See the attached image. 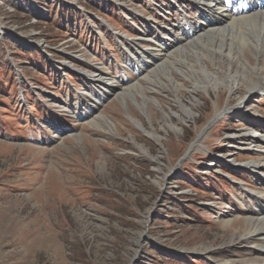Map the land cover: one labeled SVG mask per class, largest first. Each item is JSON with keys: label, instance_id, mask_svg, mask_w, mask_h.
Listing matches in <instances>:
<instances>
[{"label": "rangeland", "instance_id": "1", "mask_svg": "<svg viewBox=\"0 0 264 264\" xmlns=\"http://www.w3.org/2000/svg\"><path fill=\"white\" fill-rule=\"evenodd\" d=\"M191 6L0 0V264H264L254 230L264 225L255 197L264 180L246 167L264 161L247 140L264 135V94L239 105L255 72L248 65L235 88L207 91L190 88L195 77L174 72L176 90L155 75L150 90L117 38L159 36L142 18L179 33L181 9L192 25L199 16ZM252 50L250 63L264 65ZM96 66L140 80L159 103L102 97L79 72L104 75ZM99 113L112 128L92 123Z\"/></svg>", "mask_w": 264, "mask_h": 264}, {"label": "bare ground", "instance_id": "2", "mask_svg": "<svg viewBox=\"0 0 264 264\" xmlns=\"http://www.w3.org/2000/svg\"><path fill=\"white\" fill-rule=\"evenodd\" d=\"M165 1L174 5L177 3L181 4L183 1L191 3V7L194 6L197 9V13H199L197 19L192 20L194 25L191 24V21L188 20L186 15L179 13L182 16L181 20L183 22L180 23L181 32L175 33V26L169 28H166L168 26L165 28L160 26L157 28L153 22L142 18L145 32H149L145 27H153L159 32V36L146 37L140 35V37H135L133 40L127 38L124 34L117 36L119 42L127 48L124 53L131 56L132 62L138 63V68L142 69L140 77L147 80L149 84L148 89L155 90L152 84L157 82L153 78L156 75L157 79L161 82H165L167 79L169 83H172L173 88L179 90L184 84L179 83L174 72L187 78L195 77L194 82L192 81L193 83L190 86V88L195 90L204 89L207 91L210 86L218 90L226 86L233 89L249 75L248 68L251 66V70L255 72L257 80H249V84H247V95L241 97L243 100L239 103L240 108L247 107L248 101L252 96L259 91H264V74L262 72L264 65L260 63L256 65L251 64L245 53L246 48H250L251 50L254 48L256 57L264 55V0ZM227 2L230 4L227 5ZM131 13L133 15L135 14V12ZM134 17L138 18L140 16L137 15ZM236 35L240 37L241 41H238ZM232 38H236L237 41L233 42ZM147 40H149L150 47L143 46ZM128 43H133L135 47L132 48ZM238 48L241 49L244 61H242V57L237 51ZM147 56L155 57V59H151L155 67L149 72H147V64L149 63ZM205 59L210 60L212 66H209ZM139 60H142L143 63L141 64ZM155 60L159 62L156 63ZM220 60L224 61L227 66L225 71L218 65V61ZM233 67L236 68L235 73H233ZM96 68L97 70L102 69L104 75L91 73L84 69H81L79 72L82 76L89 77L90 80L100 82L95 84H99L102 97L106 98L118 95V97L122 98L124 104H128V97H130L139 108H141V104L139 103L138 96L140 99L142 98L144 104L150 101L159 103L156 97H149L147 95L143 90L144 87L140 80L138 81L137 79L134 83H124L110 76L108 71H105L103 67L96 66ZM220 73H222V76ZM137 87H140L141 92H137ZM185 108L184 110L187 112V116H191L193 112L192 108ZM91 114L89 113L88 116ZM251 115L249 114L247 116L251 118L255 117L254 114ZM214 119L218 118L214 115ZM97 120L99 121L97 122ZM133 121L144 129L141 121ZM257 121H259V118H257ZM102 122L112 128L113 124L105 114L99 113L92 119V123L100 124ZM247 140L249 144L260 147L264 154V135L262 133L250 130ZM246 167L251 170L253 175H257L255 176L257 180H264V161L248 163ZM260 194H256L255 197L262 203L258 210L264 222V193ZM254 230L257 232L256 236H259L264 241V225ZM255 246L261 252L264 251V242L258 243Z\"/></svg>", "mask_w": 264, "mask_h": 264}, {"label": "water", "instance_id": "3", "mask_svg": "<svg viewBox=\"0 0 264 264\" xmlns=\"http://www.w3.org/2000/svg\"><path fill=\"white\" fill-rule=\"evenodd\" d=\"M190 151H191V147L188 149V151L186 152V155H185V157L184 158H186L187 156H188V154L190 153Z\"/></svg>", "mask_w": 264, "mask_h": 264}]
</instances>
